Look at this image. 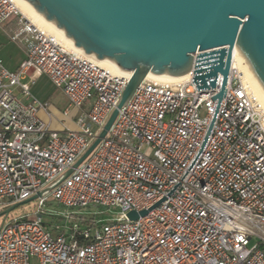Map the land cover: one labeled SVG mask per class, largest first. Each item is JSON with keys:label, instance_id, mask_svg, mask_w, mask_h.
I'll use <instances>...</instances> for the list:
<instances>
[{"label": "built area", "instance_id": "1", "mask_svg": "<svg viewBox=\"0 0 264 264\" xmlns=\"http://www.w3.org/2000/svg\"><path fill=\"white\" fill-rule=\"evenodd\" d=\"M8 20L23 59L14 71L0 59V213L40 195L32 214L0 217V264H264V111L232 61L219 103V75L215 87L193 81L206 67L199 55L218 49L196 52L179 81L145 78L72 169L130 75L66 49L0 0V26ZM41 75L65 96L64 117L80 113L76 130H52L49 103L20 82ZM52 203L115 209L117 218L62 217Z\"/></svg>", "mask_w": 264, "mask_h": 264}, {"label": "water", "instance_id": "2", "mask_svg": "<svg viewBox=\"0 0 264 264\" xmlns=\"http://www.w3.org/2000/svg\"><path fill=\"white\" fill-rule=\"evenodd\" d=\"M25 1L63 30L86 55L92 54L99 61L109 59L117 71L130 75L115 109L72 169L104 139L118 111L148 74L184 76L191 70L196 52L218 49L199 55L196 62L206 67L197 69L193 79L195 84L200 82L198 89H204L207 79L210 87H215L218 75L221 77L213 101L219 103L223 97L234 49L264 90V0ZM39 195L5 209L0 217ZM147 213L129 212L126 216L135 221Z\"/></svg>", "mask_w": 264, "mask_h": 264}, {"label": "rangeland", "instance_id": "3", "mask_svg": "<svg viewBox=\"0 0 264 264\" xmlns=\"http://www.w3.org/2000/svg\"><path fill=\"white\" fill-rule=\"evenodd\" d=\"M22 56L23 54L20 47L12 42L10 38L7 37V35L0 29V59L4 66L8 69L14 68L17 64H20ZM20 82L22 84L30 85V93L37 100L49 103L48 111L52 114V130L60 131L64 128L76 130L75 121L80 113L73 112L72 114L74 115V119L63 116L62 112L68 107V102L63 93L55 88L46 76H38L34 82H31L28 77H23ZM85 108L86 107H83V110L87 111ZM39 116L42 120L47 121L42 113H40ZM34 206L35 200L19 206L9 213L8 219L32 214ZM47 210L50 213H56L58 216L62 217L67 212H77L83 216L95 215L96 218L103 219L105 221H112L117 218V210L115 209L107 211L106 208L91 207L82 210H66L64 208L57 207L54 203H52L50 206H47Z\"/></svg>", "mask_w": 264, "mask_h": 264}, {"label": "bare ground", "instance_id": "4", "mask_svg": "<svg viewBox=\"0 0 264 264\" xmlns=\"http://www.w3.org/2000/svg\"><path fill=\"white\" fill-rule=\"evenodd\" d=\"M14 7L19 11L21 15H23L32 25L37 27L42 31L48 32L54 36L59 43L66 49L70 51H75L78 53L84 54L88 59L93 60L99 66L107 67L114 72L121 73L117 71L111 60L104 59V60H97L94 55L89 54L86 55L82 49L75 47L74 42L72 39L67 38L63 30L57 29L53 22L47 21L43 15L36 12L35 7L28 4L25 0H11ZM232 66L238 70L241 74L243 81L249 85L252 92L255 94L257 99L259 100L262 109L264 111V90L259 84L257 78L255 77L254 73L252 72L251 68L249 67L248 63L245 61L241 53L237 50H233L232 54ZM129 76V75H127ZM184 76L179 77H170L167 75H152L148 74L147 79H152L157 82H176L183 78Z\"/></svg>", "mask_w": 264, "mask_h": 264}, {"label": "crops", "instance_id": "5", "mask_svg": "<svg viewBox=\"0 0 264 264\" xmlns=\"http://www.w3.org/2000/svg\"><path fill=\"white\" fill-rule=\"evenodd\" d=\"M0 29L4 32V34L7 35V37H9L10 35H12L13 33L17 32L19 30V27L16 26L14 20H8V21H5L1 26H0ZM21 49V48H20ZM22 51V49H21ZM22 54H23V51H22ZM22 59H23V56H22ZM22 61V60H21ZM20 61V62H21ZM4 65V64H3ZM19 64H17L14 68H11V69H8L10 71H14L17 69ZM34 82V81H33ZM52 125V123H51Z\"/></svg>", "mask_w": 264, "mask_h": 264}, {"label": "trees", "instance_id": "6", "mask_svg": "<svg viewBox=\"0 0 264 264\" xmlns=\"http://www.w3.org/2000/svg\"><path fill=\"white\" fill-rule=\"evenodd\" d=\"M0 220H2L1 218H0ZM60 220V219H59ZM1 222V221H0ZM81 224H84L83 222H81Z\"/></svg>", "mask_w": 264, "mask_h": 264}]
</instances>
